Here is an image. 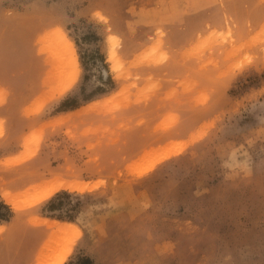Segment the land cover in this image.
<instances>
[{"label":"rangeland","instance_id":"obj_1","mask_svg":"<svg viewBox=\"0 0 264 264\" xmlns=\"http://www.w3.org/2000/svg\"><path fill=\"white\" fill-rule=\"evenodd\" d=\"M0 201V264H264V0H0Z\"/></svg>","mask_w":264,"mask_h":264},{"label":"bare ground","instance_id":"obj_2","mask_svg":"<svg viewBox=\"0 0 264 264\" xmlns=\"http://www.w3.org/2000/svg\"><path fill=\"white\" fill-rule=\"evenodd\" d=\"M45 36V35H44ZM49 37V36H48ZM50 38V37H49ZM64 38H62V40H63ZM69 43H71L70 41H69ZM69 46H70V44H68ZM68 45H67V47H68ZM42 47V46H41ZM60 48V47H59ZM72 49V48H71ZM62 51H63V49H61ZM67 50H69V48L67 49ZM42 52V51H41ZM71 52H74V51H71ZM51 54V53H50ZM56 56H57V54H56ZM46 57H47V55H46ZM49 57V56H48ZM47 57V58H48ZM109 57L110 58H113V50L110 48V50H109ZM76 61V60H75ZM78 70V69H77ZM50 71H52V70H50ZM53 72V71H52ZM76 76V75H75ZM68 77V76H67ZM74 77V76H73ZM65 78V77H64ZM50 79V78H49ZM65 79H67V78H65ZM69 79V78H68ZM67 79V80H68ZM66 81V80H65ZM74 81V80H73ZM47 83V82H46ZM64 83V82H63ZM73 83V82H72ZM71 83V84H72ZM67 84V83H66ZM37 138V137H36ZM198 138H200V136H197V137H193L192 138V140H196V139H198ZM36 140V139H35ZM36 142V141H35ZM192 142V141H191ZM191 142H189V143H191ZM182 144V143H181ZM188 144V143H187ZM186 146V145H185ZM184 148V145H180V146H178V147H172V148H168V149H165V150H163V151H161V152H159V154H157L154 158H152L141 170H139L138 171V175H141V174H143V173H147V171H149L152 167H154V165H156V163H158L159 161H161V160H163V159H165V158H167V157H169L170 155H172V154H177V153H179L182 149ZM30 152V151H29ZM32 152V151H31ZM32 154V153H31ZM16 158V157H15ZM17 159V158H16ZM20 161V160H19ZM15 162V161H14ZM131 173V172H130ZM133 174V173H132ZM137 174V173H136ZM64 181V180H63ZM49 182H51V181H49ZM73 183V182H72ZM78 183V182H77ZM66 183H64V185H65ZM87 184H89V183H87ZM42 185V184H41ZM44 185V184H43ZM55 185V184H54ZM63 185V186H64ZM68 185V184H67ZM73 185V187L72 186H69L68 188H71V190L72 189H77V187H76V185H78L79 186V184H72ZM75 185V186H74ZM62 186V185H61ZM86 186V185H85ZM30 188V187H29ZM35 187L33 186V188L32 189H34ZM66 188V187H65ZM28 189V188H27ZM26 189V190H27ZM31 189V190H32ZM36 189V188H35ZM59 189V187L56 185V186H51V187H45V188H43L41 191H37V193H35L36 191H34L32 194V201L30 202V204H33V203H36V202H38V201H41V200H43V199H47L48 197H50L54 192H56L57 190ZM87 189V188H86ZM78 190V189H77ZM29 191V190H28ZM74 191V190H73ZM35 193V194H34ZM28 194V193H27ZM26 194V195H27ZM6 197V196H5ZM12 198V197H11ZM20 198V197H19ZM27 198V197H26ZM21 199V198H20ZM28 199V198H27ZM26 199V200H27ZM25 200V201H26ZM20 202L22 201V199L21 200H19ZM18 201V202H19ZM30 201V200H29ZM7 202L8 203H10V204H12V206H13V208H18V207H20L19 206V203L17 202V201H15V200H13V199H7ZM20 205H22V204H20ZM27 205V204H26ZM54 221V220H53ZM47 222H49V221H47ZM54 223H55V225L54 226H56V228H57V230H59V231H65L66 229H68V228H71L72 230H74V231H76L77 232V230H76V228H75V226L73 225V223H70V222H58V221H54ZM2 229H3V226L2 225H0V232L2 231ZM54 231V230H53ZM55 232V231H54ZM78 233L79 232H77V235H78ZM52 236V235H51ZM47 238H48V236H47ZM54 240H55V238H54ZM54 242V241H53ZM52 242V243H53ZM51 243V244H52ZM43 245H42V249H43V251H41V253H40V255L38 256V258H37V260H36V263L35 264H62L63 262H64V260H65V258H66V256L68 255V253L70 252V246H66L65 247V245H64V247H63V249L61 250V251H59L57 254H54V255H50L48 252L49 251H47V249L50 247V242L49 243H42ZM50 249V248H49ZM50 253H51V251H50Z\"/></svg>","mask_w":264,"mask_h":264},{"label":"trees","instance_id":"obj_3","mask_svg":"<svg viewBox=\"0 0 264 264\" xmlns=\"http://www.w3.org/2000/svg\"><path fill=\"white\" fill-rule=\"evenodd\" d=\"M9 215H11L10 209L0 201V222L8 220ZM65 264H92V260L88 256L80 254L70 258Z\"/></svg>","mask_w":264,"mask_h":264}]
</instances>
